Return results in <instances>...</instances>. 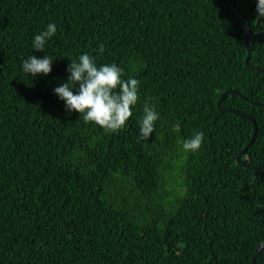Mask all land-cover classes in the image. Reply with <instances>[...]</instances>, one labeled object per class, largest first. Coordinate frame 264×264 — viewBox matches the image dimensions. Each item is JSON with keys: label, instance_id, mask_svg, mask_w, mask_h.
I'll list each match as a JSON object with an SVG mask.
<instances>
[{"label": "trees", "instance_id": "16d2710c", "mask_svg": "<svg viewBox=\"0 0 264 264\" xmlns=\"http://www.w3.org/2000/svg\"><path fill=\"white\" fill-rule=\"evenodd\" d=\"M230 2L243 18L227 0H0V264H251L264 167L236 162L252 123L217 102L229 92L220 109L255 122L240 161L263 165L264 18L258 0ZM85 53L140 81L118 133L54 94ZM31 55L52 59L47 76L23 72ZM146 101L159 113L148 141ZM196 132L201 148L183 151Z\"/></svg>", "mask_w": 264, "mask_h": 264}, {"label": "clouds", "instance_id": "9594fccd", "mask_svg": "<svg viewBox=\"0 0 264 264\" xmlns=\"http://www.w3.org/2000/svg\"><path fill=\"white\" fill-rule=\"evenodd\" d=\"M257 17L253 23H260L264 18V0H258ZM57 27L49 23L45 30L35 35L32 47L36 51H44L46 43L56 34ZM100 54L104 45L98 47ZM52 59L45 55L38 59L29 56L22 63V70L33 77L47 76L52 70ZM66 83L54 89V94L65 103V110L77 112L85 124L92 123L105 132L118 133L133 115L132 109L139 100L140 81L129 77L123 79V69L115 63L98 66L95 59L85 53L78 59L70 61ZM78 86V87H77ZM76 88V92L73 89ZM159 113L149 102L143 106V115L139 121V138L148 141L155 131V123ZM204 139L202 132L194 133L182 143L183 151H198Z\"/></svg>", "mask_w": 264, "mask_h": 264}, {"label": "water", "instance_id": "95a60500", "mask_svg": "<svg viewBox=\"0 0 264 264\" xmlns=\"http://www.w3.org/2000/svg\"><path fill=\"white\" fill-rule=\"evenodd\" d=\"M228 1V3L231 5V2H230V0H227ZM231 7L235 10V8H234V6L233 5H231ZM242 18H243V16L241 15V13L239 12V11H237V10H235ZM245 21V20H244ZM247 39H248V28H247V25H246V29H245V36H244V41H245V43L247 42ZM246 51H247V57H246V61H245V64H246V66H248V67H250V65L248 64V56H249V54H250V52H251V47H249L247 44H246ZM253 69H255L256 71H258V72H262L261 70H259V69H256V68H253ZM227 93H229V92H225V93H223V95L218 99V102H217V108L220 110V111H225V112H227V113H232V114H235V115H238V116H241V117H243V118H246V119H248L249 121H251V123H252V134H251V137H250V139H249V141H248V143L243 147V149H241L240 150V152L237 154V156H236V162L238 163V164H242V165H244L246 168H249V169H261V168H263L264 167V164L263 165H261V166H249V165H245V164H243V163H241V161H240V156H241V154L250 146V144L252 143V141H253V139H254V137H255V134H256V124H255V122L248 116V115H245V114H243V113H241V112H239V111H236V110H233V109H224V110H222V109H220V100H221V98L224 96V95H226ZM252 104H256V103H252ZM260 106H264V104L263 105H260ZM264 248V241H262L261 243H259L257 246H256V248H255V251H254V253H253V255H252V257H251V264H253V262H254V259H255V257H256V255L260 252V251H262V249Z\"/></svg>", "mask_w": 264, "mask_h": 264}]
</instances>
